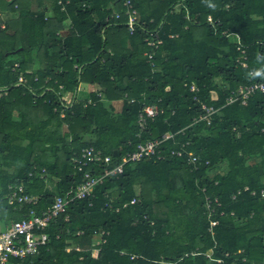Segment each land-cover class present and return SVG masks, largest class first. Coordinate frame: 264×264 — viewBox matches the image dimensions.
<instances>
[{
	"label": "trees",
	"instance_id": "1",
	"mask_svg": "<svg viewBox=\"0 0 264 264\" xmlns=\"http://www.w3.org/2000/svg\"><path fill=\"white\" fill-rule=\"evenodd\" d=\"M32 1L0 0V13L12 14L0 21V89L6 90L0 97V220L17 221L30 210L40 215L55 196L77 187L82 175L72 160L83 147L93 146L119 163L138 143L142 103L164 110L149 123L144 140L183 130L176 141H190V150L209 166L190 172L178 159L126 164L118 179L96 186L91 198L69 204L68 221L64 215L52 221L48 244L24 264H216L205 256L210 250L221 264L254 262L262 245L255 230L262 200L248 192L233 196L244 187L257 193L264 188V96H254L246 106H225V98L230 90L264 80V0H132L139 15L132 36L124 0H61L69 2L66 10L54 3L51 13L49 7L32 12ZM208 15L220 25H208ZM67 22L68 33L58 35ZM222 32L239 35L247 68ZM150 35L158 45L154 70L145 57ZM19 76L24 83H18ZM41 80L47 83L37 94ZM79 84L100 90L106 102L91 95L94 106L62 103V92L75 93ZM191 84L197 94L189 92ZM125 95L135 102L128 104ZM193 97L220 109L210 126L192 124L201 113ZM120 100L121 112L113 115L108 103ZM223 165L228 171L220 174ZM51 177L59 179L52 193L44 184ZM19 181L27 194L40 197L36 206L17 211L7 205V187ZM205 197L220 204L213 205L214 239L207 232ZM134 198L139 202L129 205ZM96 230L109 235L92 257ZM68 242L82 251L67 253Z\"/></svg>",
	"mask_w": 264,
	"mask_h": 264
},
{
	"label": "built area",
	"instance_id": "2",
	"mask_svg": "<svg viewBox=\"0 0 264 264\" xmlns=\"http://www.w3.org/2000/svg\"><path fill=\"white\" fill-rule=\"evenodd\" d=\"M49 8L52 4H56L62 12L66 10L69 2H62L61 0H45ZM124 10V15L126 18V29L129 35H134L136 29L139 27L138 13L134 8L132 0H124L122 3ZM115 19L120 18V12L117 11L114 14ZM206 22L212 27L220 25V22L215 21L210 15L206 17ZM71 28L69 22L66 23V28L64 32H68ZM63 32L60 31L58 35H62ZM222 36L232 37L234 43L236 44V50L240 53L239 64L242 68H247V56L245 49L241 43V39L238 34L222 32ZM147 47L151 49L145 53V57L149 61L150 67L154 70V65L152 64L154 51L158 48L157 42L153 39L152 35L150 38L144 40ZM16 67L18 65H15ZM252 75V73H250ZM18 83H24L21 76L18 78ZM186 86V85H185ZM189 92L192 94L198 93V88L191 84L189 86ZM95 97L102 101L103 95L99 92H94ZM214 94V93H213ZM211 96V101L216 102L217 98ZM256 95L264 96V80L253 82L248 85H241L237 89L230 90L225 98V106H229L235 103H239L241 106H246L247 103ZM6 96V90L0 89V97ZM124 99L128 104H133L134 99H128L124 96ZM193 101L198 103L200 109V115L193 120L192 124L205 123L206 126H210L213 117L219 113L220 109L214 108V106L202 103L198 101L196 97H193ZM160 102V100L158 101ZM96 101L89 98L84 106L95 105ZM164 110L158 106V104L146 105L142 103L140 112L137 116L136 126L138 128L135 134V140L137 144L133 151L126 152L120 159L119 163H113L110 156L104 155V153L93 146L83 147L78 154H76L72 160L74 169L77 173L82 175L80 184L72 189H69L61 196H55L52 205L47 208L40 215H37L33 210H30L28 217H22L20 220L13 221L6 226V228L0 232V264H24L25 261L31 257L38 254L39 250L46 247L49 238L46 233V229L52 221L57 219L59 216L64 215V221H68V215L66 214L67 206L74 201H80L89 199L93 196V191L96 186L102 184L107 179H118L122 173L123 168L126 164H136L144 160L155 159L156 161H166L168 159H178L183 162V164L189 168L190 172H197L201 167L209 166L208 160H203L200 155L190 150L192 146L190 141L179 142L176 141L179 135L183 136V130L172 134L166 132L157 138H147L143 139V135L148 131L149 123L153 122L156 117L163 115ZM174 112H171L173 115ZM235 129H233V132ZM173 145L172 149L165 151L163 148L166 144ZM127 147L131 148L132 143L129 141ZM99 169L97 171L96 169ZM34 173H30L28 176H34ZM44 175V170H41L42 177ZM7 193L5 199L7 205L13 207L14 209H20L22 205L36 206L40 200L39 196L29 195L26 193L24 184L19 181L14 184H10L7 187ZM204 192V189L202 190ZM242 192H248L252 197L258 196L264 198V189L260 190L258 193L256 191L249 190L248 187H244L243 190H239L233 196H239ZM138 195V190L136 191ZM139 200L134 198L130 201L129 205L133 206L137 204ZM220 206L218 200L215 198L211 200L209 197H205V208L207 210V218L209 220V226L207 229L208 234L214 239V228L218 225V221L213 218L214 207L213 205ZM127 207L124 205L123 208ZM118 212V210H116ZM222 215V214H221ZM233 215V214H231ZM144 219H146L144 217ZM153 225V223H150ZM83 232H78L77 235H82ZM109 233L105 230H96L93 232V237L95 242L92 244L91 256L97 257L100 252V247L105 244L106 237ZM58 238V237H56ZM214 241V240H213ZM76 251L81 252L82 249L78 246H72L66 249V252ZM123 254V253H121ZM196 255V254H191ZM211 262L216 264H221V259H212V250L205 254ZM227 257L228 254L225 253ZM138 257L132 256L131 260L137 259ZM81 259V258H80Z\"/></svg>",
	"mask_w": 264,
	"mask_h": 264
},
{
	"label": "crops",
	"instance_id": "3",
	"mask_svg": "<svg viewBox=\"0 0 264 264\" xmlns=\"http://www.w3.org/2000/svg\"><path fill=\"white\" fill-rule=\"evenodd\" d=\"M5 1H9V0H5ZM45 0L42 1V3H38L37 1L33 0L31 5H30V10L32 12H40V11H43L44 9H47L49 10L48 6L45 5V3H43ZM15 9H16V6H15ZM176 11H178V6H176L175 8ZM48 13H51V7H50V10L48 11ZM138 13V12H137ZM12 16V14L10 13H7V12H2L0 13V21L3 20V21H6L8 20L10 17ZM138 20H139V15H138ZM3 27V26H2ZM63 34H64V30L62 31ZM60 33V32H59ZM63 36V35H62ZM228 38H231L233 41L234 39L232 37H228ZM46 83L47 81L46 80H41L40 84H39V89L37 90V94H40L43 90H44V87L46 86ZM62 89H64L62 86H60V90L62 92ZM94 92H100V90H98L97 88L93 87V86H90V85H85V84H79L77 90L75 93H69V92H62L61 94V100H62V103H64L65 105H71L73 104L74 102L75 103H79V102H82V103H86L87 100L89 98H91V95H95ZM102 94V93H101ZM103 95V94H102ZM213 97L214 98H217V94L214 93L213 94ZM123 100H120V101H114V102H111L108 103L109 104V109L110 107L112 108V111L111 113L113 115H117V114H120L121 112V109H122V105H123ZM105 99H104V96H103V99L101 101V103H105ZM85 105V104H84ZM16 119H18V116H15ZM256 163H260L261 162V159L258 158L255 160ZM13 169V168H11ZM228 171V168L226 165H223L220 167L219 169V173L220 174H225L226 172ZM15 174V173H14ZM44 177V175L42 176ZM41 177V178H42ZM59 183V179L56 178V177H51V178H48L44 181V184H45V188L49 191V192H55L57 191V185ZM262 185L264 186V179L262 180ZM264 188H262L263 190ZM1 187H0V194H1ZM138 190V189H137ZM136 190V191H137ZM139 192V190H138ZM258 197V196H257ZM4 199H5V196H4ZM259 199L262 200V205L260 207V210H259V214H258V220H257V224L255 226V230H256V233L258 235L261 236V241H262V245L260 247V252L257 253V256H256V260L254 262H251V264H264V198H260ZM14 210H17V209H14ZM18 211V210H17ZM12 221H3V220H0V232L3 231L6 226L8 224H10ZM240 225H243L242 223H240ZM94 242H95V239H94ZM72 246H76L74 244H72L71 242H68V246L66 247V249H69L71 248ZM65 249V251H66ZM69 253V252H68ZM100 253V252H99ZM242 253V251H241ZM90 254H91V250H90ZM98 256V255H97ZM245 260L243 259V262Z\"/></svg>",
	"mask_w": 264,
	"mask_h": 264
},
{
	"label": "rangeland",
	"instance_id": "4",
	"mask_svg": "<svg viewBox=\"0 0 264 264\" xmlns=\"http://www.w3.org/2000/svg\"><path fill=\"white\" fill-rule=\"evenodd\" d=\"M43 3H47L46 1H44ZM4 13V12H3ZM68 32L66 31V32H64V34H62V35H66ZM24 80V79H23ZM25 81V80H24ZM66 131V128L64 127L63 128V132H65ZM88 140V138H85V141H87ZM50 160L52 161L53 159H52V157L50 158ZM8 172L9 173H11V174H13V173H15V170L14 169H8Z\"/></svg>",
	"mask_w": 264,
	"mask_h": 264
},
{
	"label": "water",
	"instance_id": "5",
	"mask_svg": "<svg viewBox=\"0 0 264 264\" xmlns=\"http://www.w3.org/2000/svg\"><path fill=\"white\" fill-rule=\"evenodd\" d=\"M21 50H22V49H19V50H17V51L11 52V53H9V54L14 55V54L18 53V52L21 51ZM114 155H116V152H114Z\"/></svg>",
	"mask_w": 264,
	"mask_h": 264
}]
</instances>
